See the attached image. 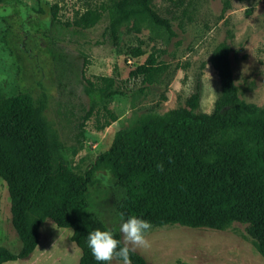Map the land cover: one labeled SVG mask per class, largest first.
Returning <instances> with one entry per match:
<instances>
[{
    "label": "rangeland",
    "instance_id": "374dc122",
    "mask_svg": "<svg viewBox=\"0 0 264 264\" xmlns=\"http://www.w3.org/2000/svg\"><path fill=\"white\" fill-rule=\"evenodd\" d=\"M57 5V18L51 6ZM106 6L88 28L73 25L87 8ZM171 34L145 14L117 20L111 0H0V94H27L43 105L50 138L69 168L83 173L106 150L115 132L143 119L186 106L199 86V110L210 112L219 79L210 62L221 42L231 47L234 79L243 99L264 107V0H153ZM113 31V38L109 32ZM140 45L143 54L130 48ZM165 66L152 83L129 77L149 53ZM112 75L118 94L100 100L86 79ZM109 110L114 115L109 125ZM86 211L119 232L109 173L96 170L86 192ZM71 229L50 219L39 227L36 248L26 258L2 264H78L80 249ZM151 247L137 251L148 264H264L244 225L223 230L178 224L152 226ZM0 245L17 252L10 198L0 178ZM111 264H121L113 260Z\"/></svg>",
    "mask_w": 264,
    "mask_h": 264
},
{
    "label": "trees",
    "instance_id": "16d2710c",
    "mask_svg": "<svg viewBox=\"0 0 264 264\" xmlns=\"http://www.w3.org/2000/svg\"><path fill=\"white\" fill-rule=\"evenodd\" d=\"M111 1L117 20L145 14L171 34L170 22L158 14L153 0ZM51 7L57 18V5ZM105 10L101 4L87 8L73 18V25L88 28ZM109 35L113 38L114 32ZM129 50L133 56L143 54L140 45ZM230 52L226 42L212 50L210 62L220 89L210 112L199 110L197 86L186 106L117 130L110 146L83 173L69 168L58 152L40 102L35 104L24 93L0 94V178L7 187L11 225L20 241L17 252L0 245V264L28 257L47 219L71 229L70 239L81 252L78 264H100L87 246L88 234L108 227L85 209V192L100 169L109 173L116 211L124 213L125 220L134 215L152 226L215 230L239 222L264 258V107L241 97ZM164 68L151 52L129 70V77L152 83ZM115 82L112 75L96 76L86 79V90L104 100L120 93ZM107 112L110 119L102 127L114 120ZM115 237L121 239L117 231ZM131 260L148 264L138 252Z\"/></svg>",
    "mask_w": 264,
    "mask_h": 264
},
{
    "label": "clouds",
    "instance_id": "9594fccd",
    "mask_svg": "<svg viewBox=\"0 0 264 264\" xmlns=\"http://www.w3.org/2000/svg\"><path fill=\"white\" fill-rule=\"evenodd\" d=\"M157 168L163 170V165L158 164ZM151 228L152 224L148 220L134 215L125 220L124 213H120L119 232L122 240L115 237V228H97L88 234L87 246L100 264H111L113 260H120L121 264H132L131 256L135 252L151 247L147 238Z\"/></svg>",
    "mask_w": 264,
    "mask_h": 264
}]
</instances>
